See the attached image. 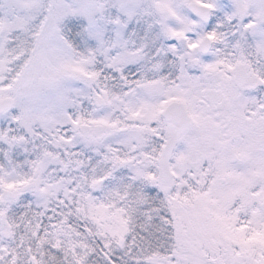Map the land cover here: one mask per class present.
Returning a JSON list of instances; mask_svg holds the SVG:
<instances>
[{
	"label": "snow or ice",
	"instance_id": "snow-or-ice-1",
	"mask_svg": "<svg viewBox=\"0 0 264 264\" xmlns=\"http://www.w3.org/2000/svg\"><path fill=\"white\" fill-rule=\"evenodd\" d=\"M0 264H264V0H0Z\"/></svg>",
	"mask_w": 264,
	"mask_h": 264
}]
</instances>
